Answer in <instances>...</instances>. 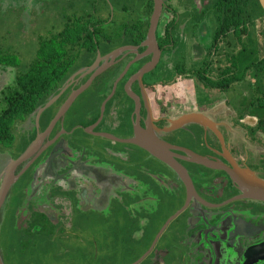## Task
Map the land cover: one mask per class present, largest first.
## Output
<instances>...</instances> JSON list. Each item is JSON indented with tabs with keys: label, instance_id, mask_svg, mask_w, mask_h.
<instances>
[{
	"label": "flooded vegetation",
	"instance_id": "flooded-vegetation-1",
	"mask_svg": "<svg viewBox=\"0 0 264 264\" xmlns=\"http://www.w3.org/2000/svg\"><path fill=\"white\" fill-rule=\"evenodd\" d=\"M46 2L50 8L47 9L51 25L49 37L59 38L71 26L69 30L78 31L80 38L73 43L77 50L73 51L72 69L48 98L59 92L58 95L37 116V124H45L37 128L29 140L44 127L50 128L33 152H38V155L32 164L43 158L52 165L56 160L64 163L59 159L63 155L69 163L75 151L71 146L79 141L105 155L108 161L112 160V163L96 161V178L84 177L77 191L89 189L85 187H91L93 182L94 188L103 191L112 188L124 192L126 200L121 203L122 207L139 212L135 224H140V229L130 227V223L125 226L124 232L120 233L116 227L118 233L105 235L106 241L121 240L120 237L124 236L135 241L136 246L128 248V260L122 264H264V200L241 195L237 183L232 179L237 170L264 179V164L261 165L259 160L264 151L263 144L246 136L244 130L237 126L238 121L225 119L226 125L221 119H214L204 112L199 114L198 120L173 123L171 119L180 114L175 113L172 104L162 107V103L157 102L158 94L153 95L156 88L154 81L144 77L147 72H152L162 54L173 43L163 42L157 33V29H160L163 37L165 21L160 19L164 16L162 11H165V7L172 10L167 0H162L154 28V41H149V44H142V41L146 37L152 0H138L135 8L128 9V19L123 18V21L117 20L110 12V0H102V6L98 5L97 0H87L78 9L70 0ZM155 54L157 60L154 65L139 72L138 69ZM172 80L175 94L178 82ZM93 82L95 85H91ZM85 83L82 90L93 86L89 87L92 97H89L87 107L90 111L80 112L85 120L67 113L80 91L58 112L67 95ZM103 97L102 110H99V101ZM94 100L99 101L95 104ZM94 107L96 112L92 113ZM72 117L75 118L73 122L70 120ZM190 123L198 124L205 129V133L210 132L211 140L208 141L206 136L204 142L199 140L193 128L188 131ZM229 127L242 129V135H233ZM149 134L158 142L156 146L168 152L171 162H177L184 168L190 185L184 183L180 173L174 171L171 165L149 152L144 145L130 141L136 135L148 140ZM53 136V141L39 151ZM187 138L190 141L184 140ZM98 139L101 140L96 141L97 144H90V140ZM260 141L264 142V139L260 138ZM181 148L200 154L218 166L192 161L191 154ZM27 159L17 163L13 172L23 166ZM75 163L76 160H73L63 170L69 173V169L77 168L71 173L80 174L88 167L80 163L75 167ZM133 163L137 171L148 173V178L157 175L154 177L157 187L170 193H160L166 196V200L159 198V191L153 185L128 172ZM104 166L110 172L109 179L103 177L101 172ZM148 166L155 170L151 171ZM59 181L64 183L62 179ZM162 183L166 184L167 189ZM74 195L79 196L78 192H74ZM161 204L170 206L168 212L160 218L153 217L152 214L155 215ZM67 218L71 219L72 216L68 215ZM53 220L48 219L51 224ZM68 225L71 227V222L65 225V229ZM145 239L147 243L142 245Z\"/></svg>",
	"mask_w": 264,
	"mask_h": 264
},
{
	"label": "rangeland",
	"instance_id": "rangeland-1",
	"mask_svg": "<svg viewBox=\"0 0 264 264\" xmlns=\"http://www.w3.org/2000/svg\"><path fill=\"white\" fill-rule=\"evenodd\" d=\"M86 1L70 0L76 9L82 8L81 3H86ZM105 1L107 2L108 0ZM211 1L167 0L172 10L167 11L166 15L169 12V16H171L172 12L173 16L171 17L174 19V25L171 29L173 43L162 54L163 56H161L152 72H147L144 77L154 81L156 88L153 95L158 94L156 95L158 97L157 102L162 103V107L173 105L175 113H178L177 115L197 110L195 112H204L214 119H221L222 121L226 119L229 121L238 117L235 114L236 111L243 110L242 106H240V101L243 98L252 94L257 86L264 88V60L261 64H253L243 71L240 78L231 82L228 88L223 91L201 85V82L191 70L202 66L201 61L206 58L203 55V48L205 50V48L209 47L212 30L216 24L215 11L211 7L205 8L212 3ZM97 3L102 6V0H97ZM109 4L112 10L110 12H113L117 20L123 21V18L124 20L128 19V9L135 8L138 0H110ZM123 6L124 9L120 10ZM116 8L117 12L115 11ZM47 9L50 8L46 0H0V46L2 49H6L18 58L20 57V61L25 63L32 56L33 49L38 45V42L41 39L45 40L49 36L51 25ZM203 9H205L204 12ZM246 10L250 12L253 18V22L248 28L249 36H242L241 45H235L242 64H245L251 58L256 60L260 55L264 54V12L255 0L247 2ZM167 17L161 16L160 19L165 21L168 19ZM157 33L163 40L160 29H157ZM180 63L186 68L185 72H180V69L179 71L175 70V65ZM211 67V69L215 70L213 64H211ZM13 70L14 68L7 65L0 67V85L12 80ZM172 79L178 82L175 94L173 90L175 86L173 87ZM91 85H95L94 82ZM89 87L93 88V86ZM89 87L79 92L67 112L75 114L74 117L83 121L85 117L80 112L88 109L89 97L92 95ZM104 97L100 101L94 100L93 103L96 104V101H99L101 104ZM88 110L90 111V109ZM91 112H96V107ZM34 117L33 114H30L24 116L21 121H14L11 142L7 145H0V177L6 162L10 158H14L19 152H22L32 141L33 138L29 139L34 131L42 128L43 123L41 125L36 124ZM74 117L70 119L72 122L75 120ZM246 120L251 121L249 118ZM226 125L228 124L226 123ZM188 126V131L193 128L199 140L201 139L204 142L205 136L208 141L211 140V133H205V129H201L198 124V128L196 124L190 123ZM240 130L232 129L233 135L241 136L242 132ZM188 133L190 138L191 134L190 132ZM189 138L184 140L190 141ZM191 139L194 140L192 136ZM99 140L101 139L93 142L90 140V144H97L96 141ZM77 146L79 149L77 148L75 151L72 149V155L74 156L69 163L66 162L64 157H61L59 159L64 160V163H59L56 160L52 165L53 169H55L53 171H58L57 175L62 174L63 179L68 176V182L73 184L71 187L68 184L60 183L58 179H53L49 172L47 174L45 171L42 172V168L37 171L41 172V174L38 173L39 176H36L35 180L34 178L32 179L34 175V165L32 163V165L25 167L10 185L0 205L1 264H122L128 260L126 258L129 256L127 253L128 248L136 246L133 238L124 236L120 237L121 240L116 239L111 242L105 240V235L106 233H118V229L120 233L124 232L125 226L130 223H132L130 227L140 229L141 225L135 224L136 219L139 217V212L135 209L130 210L122 207L121 203L126 200L124 192L113 191L111 194L115 195H111L110 199L106 200L102 205H100L101 203L87 200L86 203L93 205L94 209L82 205L85 203H82L79 196L77 198L73 197L74 192L70 190L79 186L78 184H82L83 178L81 176L87 177V179L96 178L94 170L98 166L96 161L112 163V160L108 161L109 159L105 155L102 156L96 150L90 149L83 142L79 141ZM252 152H255V150ZM73 160H76L75 167L78 163L88 166L82 171L80 170L81 175L71 173L72 170L77 168L69 169V173L66 169L63 170ZM38 162H41V160ZM74 166L72 165V167ZM23 167L21 166L16 173ZM78 168L81 169V166ZM148 168L151 171L155 170L153 167L148 166ZM105 171L106 167L104 166L101 171L104 173L103 177L109 175ZM128 172L137 179L153 185L159 191V194L163 192L170 195L167 191L160 190L161 188L157 187L158 183L154 178L157 176L156 174H154V177L149 174L152 177L148 178V173L137 171L134 163L130 166ZM33 183L38 187L34 191L29 189L28 196H31L33 200L28 198V201H24L26 198L24 194L20 193L19 189L26 184H28V187L30 185L34 186ZM63 185L65 186L63 187ZM66 186L69 187V190ZM162 186L167 189L166 184L162 183ZM44 187H47L46 195L55 203V207L46 205L47 201L42 195ZM153 188H150V190H153ZM108 197L109 195L106 199ZM159 198L166 200L164 194H160ZM49 203L51 205L50 201ZM34 207L49 211L47 213L48 219L52 218V211L57 212V217H54L57 222L54 225L51 224L50 229L46 227L43 233H38L36 226H33L32 230L25 233L23 227L18 226V224L15 225V223L21 221V219H18L19 215L29 212ZM169 207L161 204L159 210L152 216L162 217L168 212L167 209ZM67 208L69 209L67 210ZM16 214L19 215L15 216ZM65 214L69 215V217L72 216V218L64 219ZM28 221L29 219L25 220V223H28ZM70 222L72 224L71 227L68 225V228L65 229V225ZM116 227H118L117 231ZM22 238L25 240L24 246H21L18 242ZM108 243L111 244L108 245ZM145 243H147L146 239L142 245H145Z\"/></svg>",
	"mask_w": 264,
	"mask_h": 264
},
{
	"label": "trees",
	"instance_id": "trees-1",
	"mask_svg": "<svg viewBox=\"0 0 264 264\" xmlns=\"http://www.w3.org/2000/svg\"><path fill=\"white\" fill-rule=\"evenodd\" d=\"M248 1L212 0V3L205 7H211L215 11L216 24L212 30L209 47L205 50L203 48V55L206 58L202 59V66L191 70L203 87L223 91L231 82L240 78L247 68L263 62L264 54L256 60L251 58L242 64L238 57V49L236 50L237 47H235V45H241L242 36H249L248 28L253 22L250 12L246 10ZM255 1L258 3L257 0ZM165 11L171 10L165 7ZM165 11H162L163 17L169 16V12L166 15ZM171 16H173L172 12ZM171 16L164 22L163 42L173 41L171 28L174 25V19ZM67 28L68 30L59 38L48 36L45 40L41 39L33 49L32 56L25 63L20 61V57L6 49L3 50L0 46V67L7 65L14 68L12 80L0 85V145L11 142L14 121H21L24 116L33 113L37 106L56 91L57 86L72 69L73 51L77 50L73 43L78 42L80 33L69 30L71 26ZM211 64L215 70L211 69ZM179 69L180 72H185L186 68L182 63L176 64L175 70L179 71ZM255 89L252 94L240 101L243 110L236 111L235 114L238 117L232 120L238 121L237 126L244 130L246 136L261 142L264 147V142L260 141V138L264 139V88L257 86ZM261 156L259 160L263 165L264 151ZM18 217L21 221L15 225L23 227L25 233L32 230L33 226H36L38 233H43L46 227L49 229L51 227L45 212L36 207ZM28 219V223H25ZM18 242L21 246L25 244L23 238Z\"/></svg>",
	"mask_w": 264,
	"mask_h": 264
},
{
	"label": "water",
	"instance_id": "water-1",
	"mask_svg": "<svg viewBox=\"0 0 264 264\" xmlns=\"http://www.w3.org/2000/svg\"><path fill=\"white\" fill-rule=\"evenodd\" d=\"M257 1L259 3L260 7L264 11V0H257ZM161 3H162V0H152V7H151L150 15H149L146 37L142 41V44H149V41L151 43H153L152 41H154V28H155L157 18H158L159 13H160ZM154 53H156V50L154 51ZM156 60H157V56L155 54V55L151 56L149 61L146 64H144L143 67L139 68L138 71L143 72V71L151 68L154 65ZM85 85H86V83L80 84L78 86V88L72 90L67 95V97L64 99V102L61 105L62 109H59L58 112H61L66 107V105L70 102V100L73 98V96L76 93H78L79 91H81L85 87ZM126 89L129 92L128 88H126ZM58 93L59 92H57L52 97H49L46 101H44V103L42 105L37 106L35 108L36 111H35V118L34 119H35L36 124H37V116H38L39 112L41 111V109H43L51 100H53L58 95ZM102 105L103 104H101V106H100V110H102ZM193 114H195V115L193 116ZM197 114L199 115L200 113L195 112V111H188V112L180 114L179 116H177L171 120L173 123H178V124L183 122V121H187V120H198V119H195V116H197ZM49 128H50L49 126H46L41 131L36 132L32 141L25 147V149H23L22 152H19L14 158H10L6 162V164L4 165L2 173H1V177H0V205L2 204L4 197L7 193V190L9 189V187H10L11 183L14 181V179L17 176H19L21 171L23 169H25V167L30 165L32 163L33 159L38 155V152L35 154L33 152H35V150L38 146V143L40 142L42 137L48 133ZM101 135H104V134H101ZM148 136H149L148 138H150L151 140L150 139L145 140L147 138L144 139L142 135H138V136L136 135L134 138H131L130 141H133L137 145H141V144L144 145V147H146L149 152H151L155 156H157L160 159L167 162L168 165H171L172 169L174 171H176L177 173L178 172L180 173V175L182 176V178L184 180V183L190 185V181L188 179L186 172H184V168L181 165H179L177 162H174V163L171 162L170 161L171 159L168 155V152H166L164 149L160 148L159 145L156 146V143H158V142H156V140H154L153 135L149 134ZM54 138H55V136H53L44 146L39 148V151H41L46 145H48L50 142H52ZM54 146H52L51 150L53 149ZM181 149L187 153H190L189 151H187L183 148H181ZM190 154H191L190 160H192V161L205 163L209 166H215V165L218 166L216 162H214V161L212 162L209 159L201 156L200 154H197V153H190ZM63 156H61V157L63 158ZM24 159H27V161L23 165L24 167L20 171H18L17 173L16 172L14 173L13 167L17 163L23 161ZM172 160H173V158H172ZM46 162L47 161L45 158H43L42 161L39 163L36 162V164L34 165L33 173H36L39 170V168H42L43 164ZM48 163L49 162H47V166H48ZM240 172L242 175L239 173V171H236V174L234 176L232 175V179L237 183L238 189L241 191V195L248 196V197L255 198V199L264 200V179L257 177V176H254V175L249 174V173H248L249 175H246L247 173L244 174V173H242V171H240ZM59 176H60V174H59ZM222 202H225V201H222ZM0 264H1V258H0Z\"/></svg>",
	"mask_w": 264,
	"mask_h": 264
},
{
	"label": "crops",
	"instance_id": "crops-1",
	"mask_svg": "<svg viewBox=\"0 0 264 264\" xmlns=\"http://www.w3.org/2000/svg\"><path fill=\"white\" fill-rule=\"evenodd\" d=\"M111 112V111H110ZM32 114V113H31ZM30 115V114H29ZM44 124L45 123H43V126H44ZM103 125H105V124H103ZM71 143V142H70ZM72 144V143H71ZM70 145V144H69ZM72 148H75V149H77L78 148V146H77V144H74L73 146H71ZM93 156V155H92ZM94 161H95V159H94ZM46 167V168H45ZM45 168V169H44ZM39 169H41V168H39ZM51 170H52V172H51ZM53 170H55V169H53V167H52V164L51 163H48V166H47V162L46 163H44L43 164V166H42V172H46V174L49 172L50 174H51V177L53 178V179H63L62 177V174H60V176L59 175H57V172L58 171H53ZM94 170L96 171V169L94 168ZM107 171V170H106ZM105 171V172H106ZM38 173L39 172H36V173H34V175H33V177H32V179L34 178V180L36 179V176L38 177L39 175H38ZM39 174H41V173H39ZM104 174V173H103ZM106 174H110L109 173V171H107L106 172ZM67 176V175H66ZM95 176H96V172H95ZM106 177H107V179H109V175H106ZM81 178H84L83 176H81ZM68 180H69V178H68V176L65 178V179H63V181H64V184H68V186L69 187H71V185H73V184H70L69 182H68ZM60 182V181H59ZM58 182V183H59ZM60 183H62V182H60ZM12 184V183H11ZM25 184V183H24ZM33 185H34V183H33ZM35 186H36V188H35ZM65 185H63V187H64ZM86 185H84V187H85ZM89 186V185H88ZM91 187H85V188H89V189H87V190H85V189H83V190H80V192L79 191H77L78 190V186L77 187H74L73 189H71L70 191H73V192H78V194H79V197H80V200L82 201V203H85V204H82V205H84L85 207H87V208H91V209H94V206L93 205H88L87 203H86V201L87 200H92V201H94V202H98V203H101L100 205H102V203H104L106 200H109L110 199V196L111 195H115V194H111V193H113V191H116V192H118V190H114V189H112V188H108V190L107 191H103V190H100V189H97V188H94L93 187V182H92V185H90ZM69 187H67L66 186V188L68 189ZM29 189L30 190H32V191H34L35 189H38V187H37V185H34V187L32 186V185H30L29 187H28V184H26L25 186H23V187H21V189H19V191H21L20 193L21 194H24V196H25V198H26V200H24V201H28V198H30V199H32V197L31 196H28V193H29ZM69 190V189H68ZM46 193H47V187H44L43 188V193H42V195H43V198L44 199H46V201H47V203H46V205H48V206H54L55 207V203L53 202V201H51V199L50 198H48L49 196H47L46 195ZM31 195V194H30ZM109 195V197L106 199V197ZM55 197V196H54ZM73 197H75V198H77L74 194H73ZM24 198V199H25ZM33 200V199H32ZM49 201L51 202V205H49L50 203H49ZM33 202V201H32ZM38 208V207H37ZM39 210H42V208H38ZM69 208H67V210H68ZM50 210H51V208H50ZM42 211H44L45 212V214L47 215V213L49 212V211H46V210H42ZM53 212V214H51V216H52V218H50V219H53L54 217L56 218L57 217V212H55V211H52ZM19 214H17V216H18ZM67 214H65L64 215V219H68L67 218ZM47 217H48V215H47ZM54 218V220L53 221H51L52 222V225H54L57 221H55L56 219ZM51 224V223H50Z\"/></svg>",
	"mask_w": 264,
	"mask_h": 264
},
{
	"label": "bare ground",
	"instance_id": "bare-ground-1",
	"mask_svg": "<svg viewBox=\"0 0 264 264\" xmlns=\"http://www.w3.org/2000/svg\"><path fill=\"white\" fill-rule=\"evenodd\" d=\"M195 114H193V116H194ZM199 118V115L197 114V116H195V119H198ZM237 171H239V170H237ZM239 173L241 174V172L239 171ZM242 173H244V172H242ZM245 174V173H244ZM242 175V174H241ZM246 175H249V174H246Z\"/></svg>",
	"mask_w": 264,
	"mask_h": 264
}]
</instances>
